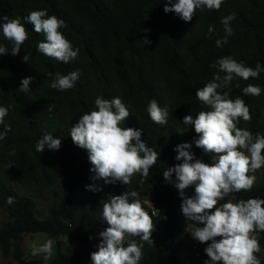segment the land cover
I'll list each match as a JSON object with an SVG mask.
<instances>
[{"label":"trees","instance_id":"1","mask_svg":"<svg viewBox=\"0 0 264 264\" xmlns=\"http://www.w3.org/2000/svg\"><path fill=\"white\" fill-rule=\"evenodd\" d=\"M165 3L0 0V18H20L29 33L19 54L13 56L12 44L0 29V44L8 48L7 54L0 55V107L8 108L0 132L10 126L6 138L0 140V209L9 217L0 225V250L5 258L13 257L20 264H92L91 254L98 251L100 243L94 236L107 227L100 219L103 201L132 190L141 196L151 189V207L143 206L155 224L153 244L133 238L143 243L139 264H204L209 260L204 252L207 243H199L189 233L190 222L183 216L181 203L170 181L164 180L163 171L182 163L175 159V149L184 143L192 145L188 150L195 159L211 163L210 156L195 145L199 137L194 126H185L182 121L186 115L195 118L206 110L196 91L215 75L224 76L218 66L211 67L219 58L232 57L252 68L259 62L264 67V0H224L219 11L197 9L190 22L175 13H165ZM44 9L65 22L60 31L73 49H79L75 60L64 64L37 51L45 36L35 33L34 26L23 18ZM230 13H235L230 22L232 35L223 47H217L216 40L225 36L220 21ZM209 26H214L211 35ZM145 38L151 43L145 44ZM25 54L30 57L27 63L22 59ZM73 71L79 73V79L72 89L61 92L51 88L55 73ZM27 77L33 78L30 90L21 92V81ZM249 84L261 87L259 97L243 94L242 89ZM230 87L231 98L243 99L252 117L250 122L241 118L237 126L254 135L264 134V72L247 81L236 77ZM217 91L223 94L224 90ZM97 97H119L130 112L121 126L141 129L142 140L159 153L142 184L139 174L128 185L91 179L94 173L88 152L73 143L70 130L82 115L96 110ZM152 99L168 108L166 125L150 119L147 107ZM46 133L60 138L61 147L38 153L37 142ZM11 184L47 192L48 202L40 210L35 196L20 194ZM92 184L101 190L86 187ZM185 193L193 195L194 187ZM233 195L245 200L264 198V175L250 191ZM9 196L15 198L12 205L7 203ZM29 234L68 237L75 245L62 250L58 244L48 261L42 254L27 259L22 243ZM258 238L264 249V232ZM256 255L264 264V258Z\"/></svg>","mask_w":264,"mask_h":264},{"label":"clouds","instance_id":"2","mask_svg":"<svg viewBox=\"0 0 264 264\" xmlns=\"http://www.w3.org/2000/svg\"><path fill=\"white\" fill-rule=\"evenodd\" d=\"M224 0H166L165 13H175L185 22H190L197 9L219 11ZM34 26V32L43 33L45 40L37 45V51L44 56L69 63L79 55V49H73L71 42L60 31L65 22L56 15H49L47 10H34L23 18ZM235 13L221 19L225 36L216 40L217 47H223L232 35L230 22ZM0 29L3 37L12 44L11 54H19L21 45L29 38L28 29L20 18L10 19L7 15L0 18ZM214 26H209L211 33ZM145 44L151 41L145 38ZM8 53V48L0 44V55ZM29 55L23 56L27 63ZM224 76L215 75L211 82L196 91V98L206 110L199 111L195 118L186 115L182 123L194 126L198 139L197 148L210 156L211 163L195 159L188 149L189 143L178 145L175 149L176 160L182 161L163 171L165 181L178 190L181 197V211L187 222H190V234L201 244L207 243L204 249V264H261L257 253L261 252L258 234L264 232V198L253 197L237 199L235 193L250 191L256 182L253 174L264 168V134L255 135L248 129L238 127L239 121L250 122L252 117L249 107L239 97L231 98V87L234 78L245 81L259 78L264 67L257 62L255 68L245 66L232 57L219 58L211 67H217ZM51 77L52 73H48ZM32 77L22 79L19 91L28 92ZM79 79L76 71L62 75L55 73L51 88L63 92L72 89ZM240 88L239 84L235 85ZM224 90L223 94L217 90ZM245 96L259 97L260 86L249 84L242 89ZM95 109L82 115L71 127L70 136L75 145L88 152L92 165L93 181L103 180L105 184L119 182L128 185L132 177L139 174L147 178L150 168L159 159V153L142 140V130L133 127H122L123 121L130 117L128 107L119 97L111 100L97 97ZM150 119L159 125L168 123V108L161 107L152 99L147 107ZM8 115L7 107H0V125ZM10 126L0 132V140L5 139ZM61 139L50 133L44 134L36 145V151L45 149L59 150ZM11 165H9V168ZM173 174L175 180H172ZM91 191H100L95 184L86 186ZM194 187V194L188 196L185 190ZM231 197L225 201L226 198ZM15 198L9 196L7 203L12 205ZM100 219L107 227L99 233L101 242L98 251L91 254L92 264H139L142 258L143 243H152V232L155 224L152 215L145 210L137 191H126L121 195H111L102 203ZM219 238V239H218ZM210 242V243H208ZM126 245V246H125ZM33 256L43 255L48 261L53 255V241L47 240L37 246L31 245Z\"/></svg>","mask_w":264,"mask_h":264},{"label":"rangeland","instance_id":"3","mask_svg":"<svg viewBox=\"0 0 264 264\" xmlns=\"http://www.w3.org/2000/svg\"><path fill=\"white\" fill-rule=\"evenodd\" d=\"M256 176V181H259L260 178L264 175V169H260L257 172L253 173ZM171 183V181H170ZM10 185V184H9ZM14 189L23 195H33L36 197V200L39 202V209L42 210L44 208V205L48 202V193L47 192H38L34 188H24L22 186L11 184ZM172 187L175 190V193L178 197L179 203H181V197L179 196L178 190L172 185ZM150 193L151 189H147L142 193L140 196L141 202L143 205H146L148 207H151L150 203ZM186 194V193H185ZM187 195V194H186ZM9 220L8 214L0 209V225L4 222H7ZM97 240L101 242V238L99 234H96L94 236ZM51 239L53 241V252L56 251V249L59 247L58 244H60V248L62 250L66 249V247L70 245H75L73 241L68 237H59V238H52L49 235L46 234H29L23 238V249L25 251L26 258H32L35 257L31 254V245L35 243L37 246L45 243L47 240ZM260 257L264 258V249H261V252L259 253ZM38 256V255H37ZM0 264H20L18 263L13 257L5 258L0 250Z\"/></svg>","mask_w":264,"mask_h":264}]
</instances>
